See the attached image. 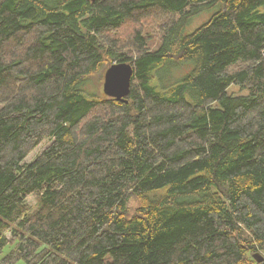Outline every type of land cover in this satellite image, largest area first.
<instances>
[{
    "label": "trees",
    "instance_id": "16d2710c",
    "mask_svg": "<svg viewBox=\"0 0 264 264\" xmlns=\"http://www.w3.org/2000/svg\"><path fill=\"white\" fill-rule=\"evenodd\" d=\"M113 62L132 65L127 102L85 88ZM254 252L264 0H0V264H264Z\"/></svg>",
    "mask_w": 264,
    "mask_h": 264
},
{
    "label": "water",
    "instance_id": "95a60500",
    "mask_svg": "<svg viewBox=\"0 0 264 264\" xmlns=\"http://www.w3.org/2000/svg\"><path fill=\"white\" fill-rule=\"evenodd\" d=\"M132 74L133 68L130 63L113 62L103 73V93L118 101L127 102L128 100L126 99V96L130 91ZM252 256L257 261L264 259L259 252H254Z\"/></svg>",
    "mask_w": 264,
    "mask_h": 264
},
{
    "label": "rangeland",
    "instance_id": "374dc122",
    "mask_svg": "<svg viewBox=\"0 0 264 264\" xmlns=\"http://www.w3.org/2000/svg\"><path fill=\"white\" fill-rule=\"evenodd\" d=\"M211 10H203L201 12H199L198 14H196L191 20H190V24H189V28L192 29V28H195L197 27L198 25H200L201 23H203L204 21L207 20V18L210 16L211 14ZM158 26H159V22L157 20H151L150 22V27L148 28H145V30L149 31V33H151L153 35L154 38H156L158 36ZM154 41H157V40H154ZM104 71V70H103ZM95 82H89L85 88L88 90V91H91V92H101L103 94V91H102V81H103V73H102V79H96L94 78ZM94 83V84H92ZM227 92L231 93V94H234V95H241V94H247L248 91L247 90H244L240 87H238L237 85L235 84H231L228 88H227ZM49 140H44L42 141L37 147H35L29 154L28 156L24 159L25 162H29L31 161L33 158H35V156L37 154H39L48 144H49ZM27 200L31 203L34 202V199L32 198V196H28L27 197ZM135 204L136 202L135 201H131V209H133V207H135ZM9 235V234H8ZM10 248V245L9 246H6L4 248V251L3 252H6L8 249Z\"/></svg>",
    "mask_w": 264,
    "mask_h": 264
},
{
    "label": "bare ground",
    "instance_id": "6f19581e",
    "mask_svg": "<svg viewBox=\"0 0 264 264\" xmlns=\"http://www.w3.org/2000/svg\"><path fill=\"white\" fill-rule=\"evenodd\" d=\"M240 240V239H239Z\"/></svg>",
    "mask_w": 264,
    "mask_h": 264
}]
</instances>
